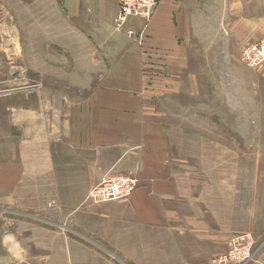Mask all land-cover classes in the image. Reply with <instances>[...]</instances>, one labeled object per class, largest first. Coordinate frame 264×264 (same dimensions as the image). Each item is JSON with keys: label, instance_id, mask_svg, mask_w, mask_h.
<instances>
[{"label": "crops", "instance_id": "obj_1", "mask_svg": "<svg viewBox=\"0 0 264 264\" xmlns=\"http://www.w3.org/2000/svg\"><path fill=\"white\" fill-rule=\"evenodd\" d=\"M231 7L227 0H162L142 44L116 33L118 45L101 48L99 70L105 73L89 94L84 89L65 111L38 110V223H8V208L0 206V264H113L91 248L92 240L113 246L115 256L129 263L134 260L123 257L122 247L143 245L144 231H162L164 264L203 262L224 246V233L235 231V211L220 200L211 176L204 179L175 155L179 142L171 138L168 122L180 98L158 89L170 109H156L157 96L145 91L151 85L140 70L183 58L186 66L176 79L181 86L189 57L202 65L203 59L208 63L220 52L258 40L264 20L249 31L250 18L228 22ZM129 24L139 32L143 21L131 18ZM27 164L15 157L7 164L22 168L14 182L32 181ZM106 173L136 174L139 185L124 200L93 204L87 193ZM155 242L148 238L144 245ZM245 264H264V249Z\"/></svg>", "mask_w": 264, "mask_h": 264}, {"label": "rangeland", "instance_id": "obj_2", "mask_svg": "<svg viewBox=\"0 0 264 264\" xmlns=\"http://www.w3.org/2000/svg\"><path fill=\"white\" fill-rule=\"evenodd\" d=\"M118 1L0 0V176L6 178L0 181V206L8 208L6 222L38 223V110L65 111L81 99L84 89L89 94L97 84L105 73L99 70L104 66L99 62L101 48L120 42L112 38L119 33L113 26ZM227 1L232 5L229 23L238 16L250 18L249 31L262 24L264 0ZM263 35L264 30L258 38ZM255 40L234 46L229 54L220 52L208 63L203 59L202 65L189 57L181 86L177 80L179 69L186 66L183 58L140 70L151 85L145 91L157 96L156 109H170L162 100L163 90L180 98L168 122L171 138L179 142L175 155L186 158L190 170L204 179L211 176L220 200L235 211V231L224 233V246L206 261L188 264H210L243 234L254 240L248 261L264 249V65L250 68L242 61L243 48ZM174 82L176 86L165 87ZM13 157L28 163L24 168L32 181H13L22 173L21 167L7 165ZM203 197L209 198L205 193ZM256 230L262 238L256 239ZM143 233L139 237L145 240L137 239L143 245L122 247L123 257L133 262H121L113 246L92 240L91 248L113 264H164L162 231ZM148 238L155 246H145Z\"/></svg>", "mask_w": 264, "mask_h": 264}, {"label": "built area", "instance_id": "obj_3", "mask_svg": "<svg viewBox=\"0 0 264 264\" xmlns=\"http://www.w3.org/2000/svg\"><path fill=\"white\" fill-rule=\"evenodd\" d=\"M160 1L119 0L113 20L114 29L128 38L135 39L138 44H142L144 31ZM131 18L143 21L139 32L129 24ZM242 61L250 68L264 65V35L243 48ZM138 185L139 178L134 174L106 173L89 189L87 200L93 204L124 200ZM253 244L254 240L250 234L237 236L232 239L229 249L212 259L210 264H244L253 255Z\"/></svg>", "mask_w": 264, "mask_h": 264}, {"label": "bare ground", "instance_id": "obj_4", "mask_svg": "<svg viewBox=\"0 0 264 264\" xmlns=\"http://www.w3.org/2000/svg\"><path fill=\"white\" fill-rule=\"evenodd\" d=\"M31 120V119H30Z\"/></svg>", "mask_w": 264, "mask_h": 264}]
</instances>
